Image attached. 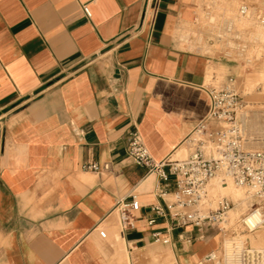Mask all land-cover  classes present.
Listing matches in <instances>:
<instances>
[{"label": "crops", "instance_id": "1", "mask_svg": "<svg viewBox=\"0 0 264 264\" xmlns=\"http://www.w3.org/2000/svg\"><path fill=\"white\" fill-rule=\"evenodd\" d=\"M217 9L215 0H0V264L215 263L217 226L148 222L174 180L134 161L127 133L136 126L157 161L187 152L209 109L211 69H224L222 83L237 70L197 45L215 38L200 18H226ZM89 161L111 170H84ZM131 194L140 209L123 228L115 206Z\"/></svg>", "mask_w": 264, "mask_h": 264}, {"label": "built area", "instance_id": "2", "mask_svg": "<svg viewBox=\"0 0 264 264\" xmlns=\"http://www.w3.org/2000/svg\"><path fill=\"white\" fill-rule=\"evenodd\" d=\"M82 7L85 15L91 17L89 6L84 4ZM250 15V4L242 0L236 18H250ZM254 18L264 26V6L255 11ZM233 30L232 21L225 20L223 31L217 32L215 38L239 40L241 34H234ZM237 47L244 50L240 43ZM206 91L209 109L186 139V156L157 161L150 154L139 129L133 126L128 130L129 156L149 171L157 172L164 183L171 178L174 180L173 190H161L165 203L152 205L155 216L148 222L155 224L158 218H166L172 227L194 225L203 233L207 227L217 226L219 230L226 231L221 225L228 221L234 202L222 195L213 206L211 180L219 178L223 184L232 181L236 186L245 188L255 200L251 209L239 220L243 230L254 232L264 227V149L249 148L247 145L249 138L238 115L243 104L235 79L231 77L222 83L214 78ZM82 167L98 174L111 170L109 162L89 161ZM139 209L140 201L134 194L130 199L125 197L117 201L115 210L123 228L135 225ZM153 237L163 243L170 241L162 236L160 230H155ZM227 240L222 246V264H264V246H252L236 231Z\"/></svg>", "mask_w": 264, "mask_h": 264}, {"label": "rangeland", "instance_id": "3", "mask_svg": "<svg viewBox=\"0 0 264 264\" xmlns=\"http://www.w3.org/2000/svg\"><path fill=\"white\" fill-rule=\"evenodd\" d=\"M215 1L218 9L212 14H225L227 18H200L201 25L209 24L217 32H222L224 21L230 20L234 26V34H241V38L239 40L233 38L198 39L196 40L198 41L197 45L201 51L211 56H225L228 63L237 69L233 78L243 104L239 110V118L247 138L258 139V142L253 143L252 147L264 149V26L254 18L255 11L263 7L264 2L263 0H247L250 4V18H236L242 0ZM238 43L241 44V47L244 46V50L238 49ZM212 72L215 73L218 82H222L224 69H211L210 73ZM250 144L251 142L247 145L252 148ZM186 154L187 152L184 150L180 156L184 157ZM210 193L213 206H216L218 197L222 195L228 196L234 202L228 215V221L221 225L226 231L218 230L222 246L233 231L239 233L240 237L252 246L264 245V227L254 232H248L243 230L239 223L240 218L251 209L252 203L255 201L245 188L236 186L232 181L223 184L219 178H214L211 180ZM216 256L218 258H215L214 264H222V248L216 253Z\"/></svg>", "mask_w": 264, "mask_h": 264}, {"label": "bare ground", "instance_id": "4", "mask_svg": "<svg viewBox=\"0 0 264 264\" xmlns=\"http://www.w3.org/2000/svg\"><path fill=\"white\" fill-rule=\"evenodd\" d=\"M221 1H222V0H221ZM222 2H225V1H222ZM219 3H220V1H219ZM221 6H223V5H221ZM230 12H231V11H230ZM257 37H258V36H257ZM249 140H250L249 142H251L250 147H252V144H253V143L258 142V139H257V138H254V137H250ZM252 148H254V147H252ZM258 149H260V148H258ZM231 210H232V208H231ZM231 210H230V211H231ZM261 240H262V239H261ZM227 241H228V240L225 241V244L227 243ZM256 243H257V242H256ZM262 246H264V245H258L257 247H262Z\"/></svg>", "mask_w": 264, "mask_h": 264}]
</instances>
